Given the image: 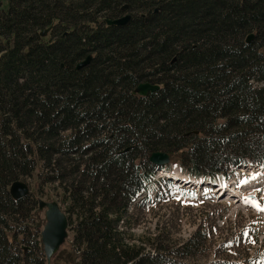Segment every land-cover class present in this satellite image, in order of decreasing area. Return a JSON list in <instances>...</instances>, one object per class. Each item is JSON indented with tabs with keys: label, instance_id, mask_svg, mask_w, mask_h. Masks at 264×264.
I'll return each mask as SVG.
<instances>
[{
	"label": "trees",
	"instance_id": "trees-1",
	"mask_svg": "<svg viewBox=\"0 0 264 264\" xmlns=\"http://www.w3.org/2000/svg\"><path fill=\"white\" fill-rule=\"evenodd\" d=\"M156 151L193 179L264 167V0H0V264H48L37 198L9 192L37 169L62 190L72 264H188L207 234L169 253L132 232Z\"/></svg>",
	"mask_w": 264,
	"mask_h": 264
},
{
	"label": "rangeland",
	"instance_id": "rangeland-1",
	"mask_svg": "<svg viewBox=\"0 0 264 264\" xmlns=\"http://www.w3.org/2000/svg\"><path fill=\"white\" fill-rule=\"evenodd\" d=\"M1 2L3 8L8 10L9 0H1ZM172 161L174 164H169L171 172L174 171L179 178L187 177L180 165V159L175 157ZM254 173L260 174L257 177H264V174H261L262 171L240 169L237 181ZM40 179L39 169L36 170L35 175L26 179L34 196L38 199L58 201L61 208L65 210L66 204L63 202L61 188L57 184L42 185ZM173 181L175 182L174 179ZM248 183H245V186ZM40 185L44 188V192H39ZM242 185L239 183L234 185L236 193L240 196L238 200L232 201L228 197L226 198L229 200L209 198L213 188L206 185L197 189L189 182L183 184L178 180L169 185L154 180L150 184V201L138 209L135 215L137 223L132 232L136 238L143 237L145 240L157 235L159 240L154 241L153 244L148 243V251H154V246L163 244L169 253L183 250L182 245L193 237L197 230L202 234L199 239L197 237L198 241L207 234L204 244H201L199 249L193 250V255L181 258L188 264L223 261L231 264H264V220L261 219V212L255 207H240L235 203H241L242 197L251 196L264 205V191L259 192L261 189L255 187L242 188ZM33 217L31 225L41 230L46 222L45 209L37 207ZM20 226H23V223H19V228ZM253 230H258L260 242L259 240L255 242L252 238ZM21 238L22 235L19 234V240ZM72 238L73 232L69 229L66 241L52 259L47 261L48 264H52L55 256L63 251L62 263L72 264L67 255L72 251L70 244ZM74 253L77 255L76 251Z\"/></svg>",
	"mask_w": 264,
	"mask_h": 264
},
{
	"label": "water",
	"instance_id": "water-1",
	"mask_svg": "<svg viewBox=\"0 0 264 264\" xmlns=\"http://www.w3.org/2000/svg\"><path fill=\"white\" fill-rule=\"evenodd\" d=\"M130 18L131 15L126 14L125 16L116 19H107L106 23L108 25H124L130 20ZM49 31L50 28L42 31L41 35L44 36ZM253 36V34H250L247 41L250 42ZM91 59L92 56L88 55L83 61L78 63L76 68L81 69L85 67L89 64ZM159 89V84L140 83L135 88L134 92L140 95H147L149 92H155ZM149 159L153 164L157 165L160 170L162 167L169 165L171 157L165 151H156L150 155ZM9 192L13 198L20 199L27 196L31 192V189L24 180H17L10 185ZM38 207L39 209H45L46 222L41 231V241L46 260L49 262L55 253L58 252L61 245L66 241L68 236L69 220L66 212L62 210L58 201H47L39 198ZM25 249H27V247H25Z\"/></svg>",
	"mask_w": 264,
	"mask_h": 264
},
{
	"label": "bare ground",
	"instance_id": "bare-ground-1",
	"mask_svg": "<svg viewBox=\"0 0 264 264\" xmlns=\"http://www.w3.org/2000/svg\"><path fill=\"white\" fill-rule=\"evenodd\" d=\"M170 164V163H169ZM242 169V170H245V171H253V170H256V171H262L261 174H264V167L263 166H258L256 164H252V163H247L245 165H241L239 166L236 171H235V174L232 175L230 178L228 179H218L216 181H208V180H205V179H193V182L196 183V184H200L202 183V187H205L208 186L210 188H213L216 189L217 191H228L227 192V196L229 199L230 197H232L233 200H238L240 194H237L235 191V188H234V185H235V181L238 180L237 176H240L239 174V170ZM165 173V172H164ZM168 173V176H176V174H173V173H170V172H167ZM186 181H187V177H183ZM237 186V185H236ZM264 186V177H257L256 179L254 180H251L249 181V183L247 184L246 187H255V188H260L262 189Z\"/></svg>",
	"mask_w": 264,
	"mask_h": 264
},
{
	"label": "snow or ice",
	"instance_id": "snow-or-ice-1",
	"mask_svg": "<svg viewBox=\"0 0 264 264\" xmlns=\"http://www.w3.org/2000/svg\"><path fill=\"white\" fill-rule=\"evenodd\" d=\"M259 175H260L259 173H254L250 176H246L239 181V184L248 183V181L250 179L254 180ZM243 199H244L245 203L251 204L253 207L257 208L258 211H264V205L260 204V202L257 199H255L254 197L249 196V197H244ZM245 235H247V233H245Z\"/></svg>",
	"mask_w": 264,
	"mask_h": 264
}]
</instances>
